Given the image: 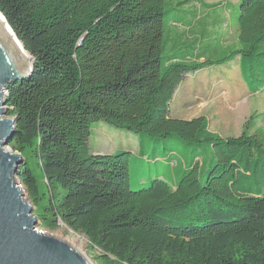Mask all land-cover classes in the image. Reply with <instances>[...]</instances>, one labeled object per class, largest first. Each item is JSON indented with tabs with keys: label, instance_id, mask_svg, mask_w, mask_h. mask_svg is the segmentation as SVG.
<instances>
[{
	"label": "trees",
	"instance_id": "16d2710c",
	"mask_svg": "<svg viewBox=\"0 0 264 264\" xmlns=\"http://www.w3.org/2000/svg\"><path fill=\"white\" fill-rule=\"evenodd\" d=\"M172 1L195 18L166 27ZM204 8L209 46L201 52L196 14ZM0 12L35 58L31 76L10 83L6 99L16 119L9 146L23 155L17 174L41 229L62 223L85 235L99 264H264L259 128L250 123L223 137L205 115L170 114L188 74L235 59L249 90L264 91V0H0ZM220 13L231 25L236 17L232 48L210 28ZM97 120L208 143L213 167L204 174L195 154L179 177V161L166 157L175 183L157 174L145 188H130L131 151L90 149Z\"/></svg>",
	"mask_w": 264,
	"mask_h": 264
},
{
	"label": "rangeland",
	"instance_id": "374dc122",
	"mask_svg": "<svg viewBox=\"0 0 264 264\" xmlns=\"http://www.w3.org/2000/svg\"><path fill=\"white\" fill-rule=\"evenodd\" d=\"M204 1L215 3L219 1L225 2L226 0ZM176 3V1H172L171 7H169L172 10L165 13L166 27L173 22H188V20L192 21V18H195L181 11L180 9L182 8L180 6L176 8ZM219 15L211 16V19H214V26H210V28H214V33L219 35L220 38L223 35L224 48H232L237 40V26L234 25L236 17H233L231 25V19L228 18L229 13H223V15L220 13ZM196 17L199 18L197 30L199 29L198 31L204 38V42L199 44V46L201 45L200 50L201 52H206L209 46V8H204L203 14L200 13L199 15L197 13ZM226 18L227 20H225ZM196 42L197 40L191 41L193 46ZM214 43L220 45L221 42L217 40ZM218 52L214 53V56H221L222 53ZM239 68L240 60L237 61L235 59L221 66L215 65L188 74L178 87L170 103L171 116L193 118L205 115L209 120L210 131L223 137L239 136L243 133L246 126L251 123L253 129L259 128V138L264 140V91L256 93L249 91ZM253 129L251 130L252 132ZM139 141L143 143L142 147L145 150V156L139 153ZM89 145L92 152L116 153L122 150L131 151L129 158V185L130 188H136V190L148 186L152 178L157 176V174H162L167 177L168 181L175 183L173 177L171 179L168 177L169 174L173 175L174 168L166 160V157H172L179 161V166L176 168L181 170L179 177L183 170L190 167L193 163L195 154L200 155L202 159L201 170L204 174L207 175V172L214 164L213 152L208 143L196 146L182 140L177 135L158 137L147 133H135L114 127L102 120L93 122ZM206 175L202 181L205 180ZM258 179L260 184L257 187V191L261 190L264 193L263 172L258 175ZM15 182L18 187L23 186L25 197L28 198L25 185L20 182L17 173L15 174ZM33 212L35 215L37 214L34 207ZM42 230L67 240L84 253L92 264H99L95 258L97 254L90 248V242L85 235L71 231L62 223L55 230Z\"/></svg>",
	"mask_w": 264,
	"mask_h": 264
},
{
	"label": "water",
	"instance_id": "95a60500",
	"mask_svg": "<svg viewBox=\"0 0 264 264\" xmlns=\"http://www.w3.org/2000/svg\"><path fill=\"white\" fill-rule=\"evenodd\" d=\"M34 62L32 55L30 63L23 59L0 26V264H92L67 240L40 228L23 186L15 182L24 159L9 146L16 119L6 116V96L10 83L31 76Z\"/></svg>",
	"mask_w": 264,
	"mask_h": 264
},
{
	"label": "bare ground",
	"instance_id": "6f19581e",
	"mask_svg": "<svg viewBox=\"0 0 264 264\" xmlns=\"http://www.w3.org/2000/svg\"><path fill=\"white\" fill-rule=\"evenodd\" d=\"M0 26L4 33L11 39L12 45L16 49V51L23 57V59H26L30 63V55L27 53V51L24 49L22 43L19 41L9 24L7 23L5 17L0 12Z\"/></svg>",
	"mask_w": 264,
	"mask_h": 264
},
{
	"label": "crops",
	"instance_id": "0c3cea01",
	"mask_svg": "<svg viewBox=\"0 0 264 264\" xmlns=\"http://www.w3.org/2000/svg\"><path fill=\"white\" fill-rule=\"evenodd\" d=\"M240 0H235V1H233V3L234 4H237L238 2H239ZM230 15V14H229ZM236 32H237V37H238V33H239V30H238V28H236ZM237 41V40H236ZM239 70H240V68H239ZM240 74H241V71H240ZM241 76H242V74H241ZM243 78V77H242ZM243 81H244V79H243ZM244 83L246 84V82L244 81ZM247 85V84H246ZM247 88H248V86H247ZM178 89V88H177ZM249 89V88H248ZM250 91V90H249ZM186 119H190V118H186ZM140 152V151H139ZM161 177H163V178H165V179H167V177H165V176H163L162 174H159ZM170 175V174H169ZM169 177V176H168Z\"/></svg>",
	"mask_w": 264,
	"mask_h": 264
}]
</instances>
